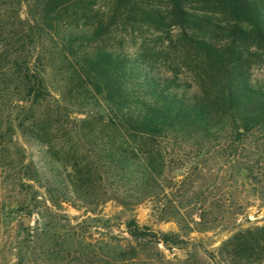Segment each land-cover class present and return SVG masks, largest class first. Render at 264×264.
I'll list each match as a JSON object with an SVG mask.
<instances>
[{"label":"rangeland","instance_id":"rangeland-1","mask_svg":"<svg viewBox=\"0 0 264 264\" xmlns=\"http://www.w3.org/2000/svg\"><path fill=\"white\" fill-rule=\"evenodd\" d=\"M105 4L96 0L95 9ZM221 9L212 15L216 22L224 18ZM42 11L36 0H0V68L9 70L17 57L31 61L48 87L46 98L32 105L21 88H4L0 80V264H107L120 242L145 246L140 264H264L261 244L250 260L232 253L239 241L264 235L262 173L242 164L226 167L218 155L190 157L180 150L188 164L178 168L166 163L167 156L158 195L136 204V182L121 174L117 151L141 154L136 149L143 140L123 137L96 115L98 104L88 103L85 91L63 79L54 60L66 21ZM116 31L105 42L112 51L137 58L145 43L153 74L184 76L195 90L194 68L184 66L185 53L176 42L178 28L158 32L135 25ZM216 44L249 70L251 85L264 88L260 47L231 28ZM217 205L219 216L210 209ZM130 222L179 245L135 242Z\"/></svg>","mask_w":264,"mask_h":264},{"label":"trees","instance_id":"trees-1","mask_svg":"<svg viewBox=\"0 0 264 264\" xmlns=\"http://www.w3.org/2000/svg\"><path fill=\"white\" fill-rule=\"evenodd\" d=\"M36 1L44 17L55 13L57 22L66 21L57 35L54 60L63 79L71 88L85 91L87 102L98 104L96 115L123 137L143 140L136 149L141 154L127 148L117 151L121 174L136 182V204L158 195V177L167 156L171 159L166 163L178 168L188 164L179 157L180 150L190 157L218 155L226 167L235 163L249 171L257 168V176L263 177L259 188L264 190V88L251 85L249 70L224 56L216 44L231 28L234 35L243 34L264 51V0H102L104 9H95L96 0ZM216 8H222L221 22L212 16ZM135 25L147 31L179 29L176 42L185 53L184 66L194 68V91L184 76L153 74L145 43L137 58L123 50L115 53L105 43L116 30ZM0 80L4 88H21L32 105L48 93L41 72L18 57L11 60L9 70L0 68ZM132 155L137 160L132 161ZM219 208L210 209L219 216ZM127 228L135 242L179 245L171 236L135 222ZM260 244L262 254L264 235L239 241L232 253L250 260L258 256ZM144 249L131 242L116 243L113 260L105 262L140 264Z\"/></svg>","mask_w":264,"mask_h":264},{"label":"water","instance_id":"water-1","mask_svg":"<svg viewBox=\"0 0 264 264\" xmlns=\"http://www.w3.org/2000/svg\"><path fill=\"white\" fill-rule=\"evenodd\" d=\"M24 222H25V223L28 222V219H24Z\"/></svg>","mask_w":264,"mask_h":264}]
</instances>
